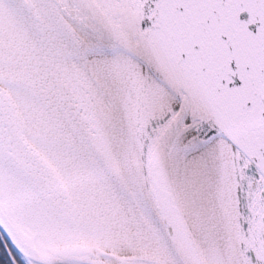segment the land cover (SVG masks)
I'll return each instance as SVG.
<instances>
[{
  "label": "snow or ice",
  "instance_id": "snow-or-ice-1",
  "mask_svg": "<svg viewBox=\"0 0 264 264\" xmlns=\"http://www.w3.org/2000/svg\"><path fill=\"white\" fill-rule=\"evenodd\" d=\"M0 264H264V0H0Z\"/></svg>",
  "mask_w": 264,
  "mask_h": 264
}]
</instances>
